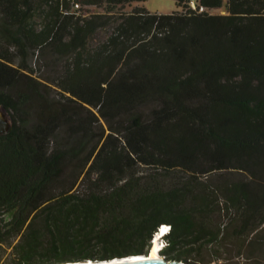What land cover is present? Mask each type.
Returning <instances> with one entry per match:
<instances>
[{
	"label": "trees",
	"instance_id": "1",
	"mask_svg": "<svg viewBox=\"0 0 264 264\" xmlns=\"http://www.w3.org/2000/svg\"><path fill=\"white\" fill-rule=\"evenodd\" d=\"M146 1L0 0L5 264H264V0Z\"/></svg>",
	"mask_w": 264,
	"mask_h": 264
},
{
	"label": "rangeland",
	"instance_id": "2",
	"mask_svg": "<svg viewBox=\"0 0 264 264\" xmlns=\"http://www.w3.org/2000/svg\"><path fill=\"white\" fill-rule=\"evenodd\" d=\"M143 7L149 11L150 13H157V14H170L176 11H180V9L175 5V3L171 0H147L144 4ZM127 11L130 10V8L126 9ZM111 29H104L102 31H98L95 36L93 37L91 43L92 45H95L99 42L104 41V39L109 35ZM59 66L54 68V57L51 55H48L47 57H42L40 60H38V63L36 65V72L34 73V76H37L39 78L43 79V82L46 80H50V78H54V69L61 70L62 68V63L58 62L57 63ZM46 65V66H45ZM42 81V80H40ZM99 123L102 126L103 129H106V124L102 119L99 118ZM7 124V119L2 112H0V133L5 131V127ZM8 221V220H7ZM167 225V224H166ZM224 234L226 235V231H224ZM224 235V236H225ZM230 239V240H229ZM226 242L230 244H235L237 242L235 239H232L230 237V230H227V235L226 238L223 240V244ZM228 244H226L227 246ZM226 247H223L219 252L222 254V256H228L229 254L227 253L228 251L226 250ZM218 252V253H219ZM11 253V248L2 245L0 246V264H5L8 260L9 254ZM161 257L165 258V256L160 255ZM168 260V258H165ZM90 261H105V260H100V259H86ZM174 260V259H171ZM76 260L74 259H65L61 263L65 262H74ZM84 261V260H82ZM185 264H191L189 261L182 260ZM233 262H237L238 264H250L249 261H247L244 257L243 258H236L232 260ZM188 262V263H187ZM45 264H54L53 262L45 263ZM216 264V263H213Z\"/></svg>",
	"mask_w": 264,
	"mask_h": 264
},
{
	"label": "water",
	"instance_id": "3",
	"mask_svg": "<svg viewBox=\"0 0 264 264\" xmlns=\"http://www.w3.org/2000/svg\"><path fill=\"white\" fill-rule=\"evenodd\" d=\"M0 112L1 108H0ZM3 114V112H2ZM7 128V124L5 129ZM125 257L122 258H114V259H110V260H105L104 263L103 262H98V261H94V264H185L182 260H166L165 258L161 257L159 259H155V260H137V261H133V262H125L124 259ZM92 261L89 260H84V261H74V262H65V264L67 263H73V264H91ZM57 264H63V263H57Z\"/></svg>",
	"mask_w": 264,
	"mask_h": 264
},
{
	"label": "bare ground",
	"instance_id": "4",
	"mask_svg": "<svg viewBox=\"0 0 264 264\" xmlns=\"http://www.w3.org/2000/svg\"><path fill=\"white\" fill-rule=\"evenodd\" d=\"M166 228L163 227L160 231V233H158L157 235H155V238L154 240L151 242V246H150V249L148 251V254L147 255H136V256H127L125 257L124 261L125 262H133V261H137V260H155V259H159L160 258V255L158 254V250H159V247H158V242L160 241V236L162 235H165L166 233ZM90 261V260H89ZM100 262V261H98ZM104 263V261H101ZM95 262L92 261L91 264H94ZM65 264V263H63ZM67 264H73V263H67Z\"/></svg>",
	"mask_w": 264,
	"mask_h": 264
},
{
	"label": "clouds",
	"instance_id": "5",
	"mask_svg": "<svg viewBox=\"0 0 264 264\" xmlns=\"http://www.w3.org/2000/svg\"><path fill=\"white\" fill-rule=\"evenodd\" d=\"M160 229V227H159ZM158 229V231L155 233V235H157L158 233H160V230ZM168 233V232H167ZM167 233H165V235H167ZM165 235H162L160 236V241L158 242V247H159V250H158V254L162 251V247H163V242H162V238L165 236ZM160 255V254H159Z\"/></svg>",
	"mask_w": 264,
	"mask_h": 264
},
{
	"label": "built area",
	"instance_id": "6",
	"mask_svg": "<svg viewBox=\"0 0 264 264\" xmlns=\"http://www.w3.org/2000/svg\"><path fill=\"white\" fill-rule=\"evenodd\" d=\"M192 8H194L193 4H192ZM163 227L166 228V230H165L166 233L169 232L170 226H168V225H161L159 230L161 231V229H162Z\"/></svg>",
	"mask_w": 264,
	"mask_h": 264
},
{
	"label": "crops",
	"instance_id": "7",
	"mask_svg": "<svg viewBox=\"0 0 264 264\" xmlns=\"http://www.w3.org/2000/svg\"><path fill=\"white\" fill-rule=\"evenodd\" d=\"M192 2H193V0H192Z\"/></svg>",
	"mask_w": 264,
	"mask_h": 264
}]
</instances>
